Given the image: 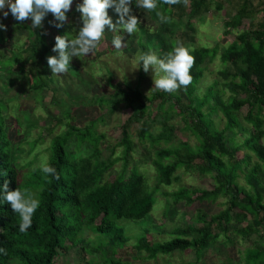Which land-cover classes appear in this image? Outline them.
<instances>
[{"label":"trees","instance_id":"obj_1","mask_svg":"<svg viewBox=\"0 0 264 264\" xmlns=\"http://www.w3.org/2000/svg\"><path fill=\"white\" fill-rule=\"evenodd\" d=\"M78 1L79 5L83 3ZM131 9L141 21L140 31L129 35L122 29L113 33L106 27L105 53L116 50L111 44L114 35H121L123 43L136 50L137 58L146 50H156L158 45L164 47L165 41L168 42L165 47L171 51L180 41L192 49L190 54L195 58L190 70L191 84L171 93L155 88L142 94L139 88L145 72L142 63L138 64V82L134 86L114 79L105 69L109 92L94 94L93 106L108 114L120 105L129 111L119 126L118 140L106 157L99 146L104 135L97 131L102 115L84 126L77 125L76 115L69 110L61 112L59 117L52 116L59 125L64 121L65 128L53 135L39 152L42 136L28 140L21 135V128L30 119L23 111L24 106L12 103L16 115L9 118L0 99V249L3 250L0 264H56L60 252L71 248L78 249L80 259L89 256L85 264H130L118 255L127 251L135 261L184 251L199 259L205 250L218 252V246L232 247L230 234L240 239L243 248L236 249V260L228 255L221 264H233V261L264 264V184L260 174L264 170V18L262 23L252 22L256 13L264 12V2L254 5L252 0H188L187 6L183 2L169 6L158 0L156 11L169 17L170 23L161 22L156 11L137 7L135 0ZM212 10H224L227 15L222 22L226 29L222 34L233 32V39L225 46L197 45L195 22H202ZM6 11L9 15L0 22L6 26V30L0 29V71L6 76L18 74L17 77L25 78L35 103L46 112L43 101L52 83L47 58L58 56L52 51L57 35L74 38L78 33L82 27L80 12L76 8L66 14L80 20L76 29L67 23L56 27L58 21L51 13L41 27L33 29L30 19L19 22L8 8ZM108 14L113 23L119 19L114 8H109ZM243 20L248 23L239 30ZM21 31L25 32L24 38L11 43V39H16L13 34ZM172 32H175L173 37L166 39ZM165 47L155 51L157 55L168 52ZM90 56L72 57L67 73L78 77L77 61L90 70L87 63L93 62L97 53ZM215 59L217 79L204 86L199 94L198 88L208 73L206 65ZM168 115L179 117L180 125H169L164 118ZM11 121L15 128L9 130ZM155 125L159 126L158 132L153 131ZM46 129L48 134L53 131L52 127ZM174 130L188 132L194 143L172 142ZM135 143L147 144L151 150L153 185L140 165H131L136 154ZM19 153L27 158L20 165ZM39 158L41 163L34 166ZM45 162L56 168L59 179L45 177L40 167ZM117 163L119 168L113 170ZM23 169L30 171L23 176L20 174ZM178 171L206 176L212 188L177 186L167 191L179 181ZM5 181L9 190L29 189L40 201L32 227L25 233L19 231V215L3 199ZM161 186L167 189L163 195L173 207L189 208L195 202L214 204L221 198L219 205L223 209L209 216L196 210L195 227H175L162 242L138 240V235L132 239L128 234L131 231L116 222L145 218L154 205L153 194ZM246 217L250 223L239 226ZM148 231L144 227L140 237ZM131 240L135 244L129 245ZM138 251L144 255L135 256Z\"/></svg>","mask_w":264,"mask_h":264},{"label":"rangeland","instance_id":"obj_2","mask_svg":"<svg viewBox=\"0 0 264 264\" xmlns=\"http://www.w3.org/2000/svg\"><path fill=\"white\" fill-rule=\"evenodd\" d=\"M264 2V0H252L254 5ZM79 5L78 0H73L70 10L73 11ZM7 7L4 10H0V22L3 15L2 12L6 11ZM81 17V13L79 14ZM67 24L73 26L76 29L80 23V20L73 15L67 17ZM227 15L224 13V10L221 11H211L204 16L202 22H195V31L197 37V45L204 44L212 46L214 43H219L220 46H225L230 43L233 39V32L229 35L224 36L222 33L226 29L223 28L222 22L225 21ZM264 18V12H258L252 18L253 24L262 23ZM248 20H243L239 30L246 28ZM9 24L7 23V26ZM175 32L166 35L168 37H173ZM16 36V39H11V43L16 40H22L25 36V32H15L13 34ZM164 38V39H165ZM127 41L124 39V42ZM165 41V40H164ZM126 43V42H125ZM167 41L163 42L164 47L167 45ZM158 44V43H157ZM186 45V44H185ZM195 45V44H194ZM7 47V45L5 46ZM163 45H158L156 50L153 51L160 52L163 50ZM3 49V48H2ZM168 51L167 47H165ZM149 50H146L148 52ZM97 56L91 61L89 66L90 70L84 68L82 62L77 63L80 65L78 71V77H74L68 73L65 74H53L50 67L47 71L50 73L52 78V83L49 84V91L46 92L43 105L47 108L46 112L42 111L39 106L35 103L33 94L28 89V84L25 81V78L22 79L15 76H6L2 71H0V99L6 105V115L9 118H13L16 115L12 103H18L24 106L23 111L30 116V119L27 120V125L21 128V135L23 138H28V140H34L38 135L43 137V140L38 146V151L47 146L49 139L56 135L58 132L64 130V121L62 124H57L52 116L59 117L60 113L63 111H71L76 115V121L78 126H84L89 120H93L98 116H103V121L99 122L97 125L98 133H103L104 138L100 141V149L102 156L106 157L110 153V149L115 145L119 137V126L123 123L128 115V110L123 106H119L113 113H105V111H100L99 108L93 106L92 98L94 94H106L109 92V89L106 86V75L105 69H107L113 76L114 79L127 82L130 85L134 86L138 82V58L136 50H132L130 45L127 48H122V50H112L111 53H105V43L102 41L99 50L96 52ZM88 57L91 58L90 54ZM86 64V66H87ZM208 73H206L203 84L198 88V93L202 92L204 86L210 84L213 80L217 79L216 72L218 69V61L215 59L212 63L206 65ZM10 78L11 80H9ZM154 71L150 68L148 72H144V77L139 82V88L142 94H147L149 91L155 89L154 79H156ZM9 80L10 83H7ZM54 91V92H53ZM54 97V100L52 99ZM167 120V123L172 126L180 125L178 123L179 117L175 115L164 116ZM21 118V122H22ZM24 122V121H23ZM25 124V122H24ZM221 124L219 123L218 126ZM38 127V128H37ZM47 127H52L53 131L51 134L47 133ZM15 128L13 122L11 121L9 130ZM154 132L159 131V126L155 125L153 127ZM240 139H238L239 141ZM172 142H181L186 141L190 145L194 143L193 137L186 131L174 130L172 133ZM264 144V139L262 140ZM136 154L133 155L132 164L140 165V170H145V175L148 178L150 185L154 184V172L152 167L149 165L151 160V150L148 148L147 144L139 145L136 144ZM25 147V145L20 148ZM116 153L118 152L117 148L115 149ZM36 152V151H35ZM84 152V151H82ZM19 165L26 162L27 158L24 159V153H19ZM31 158V157H29ZM254 158L252 159V161ZM42 158H39V161H35L34 166H39ZM119 168V163L113 166V170ZM30 170L23 169L20 172L21 175H26ZM179 172V171H178ZM262 183L264 184V170H261ZM21 180V177L19 175ZM22 181V180H21ZM242 181H240V184ZM177 186H183L187 188H197L203 190H209L212 188V183L210 179L206 176H201L194 171H189L188 173L179 172V181L177 184L170 186V189L167 190L164 187H159L158 190L153 194L154 205L151 209V212L143 219L135 222H128L123 220H118L116 223L121 225L126 231H131L128 234H131V238L134 239L137 235V239H146L149 242H162L169 238L168 232H170L175 227H195L193 217L195 211L200 209L202 212L206 213L208 216L216 213L219 210L223 209V206L219 205L222 202V199L219 198L215 201L214 204L204 203L198 205L196 202L193 203L189 208H183L182 206L173 207L167 199L164 197L163 193L165 191L174 190ZM250 223V218L246 217L244 221L239 224V226H244ZM153 225V226H152ZM152 226V227H151ZM148 228L149 231L146 235L140 237V232L143 228ZM154 228V229H152ZM134 233V234H133ZM230 238L233 240V246H228L226 249L224 247L218 246L219 251L216 252L212 249L205 250L201 253L199 259H195L193 254L184 251L182 253L173 252L166 256H157L154 260H132L130 251L126 253L118 252V255H121L124 261L130 262V264H221L225 262V258L228 255L232 256L234 260L237 259L236 249L243 248L240 242V239L230 234ZM128 244H135L134 240L128 242ZM144 255L143 251H138L135 256L141 257ZM80 252L77 248H71L60 252L59 256L56 259V264H85V260L89 256H85L84 259H80ZM237 261H233V264H236Z\"/></svg>","mask_w":264,"mask_h":264},{"label":"clouds","instance_id":"obj_3","mask_svg":"<svg viewBox=\"0 0 264 264\" xmlns=\"http://www.w3.org/2000/svg\"><path fill=\"white\" fill-rule=\"evenodd\" d=\"M188 4V0H163L166 5ZM73 0H0V10L6 7L11 15L19 22L30 19L32 28L42 26L44 18L51 13L54 16L56 27H63L67 22V13L70 11ZM137 7L147 11H156L158 0H135ZM132 0H83V3L77 6V11L81 13L82 27L74 38L69 36L57 35L55 37V46L52 51L57 52L58 56H49L47 63L53 74H65L69 71L72 57H82L88 54L94 55L105 37L106 27L113 33L121 29L129 35L140 31L141 21L136 15L132 14ZM114 8L119 15L116 23L108 14V9ZM8 11H3L6 18ZM156 15L161 22L170 23L171 19L156 11ZM0 29L6 30V26L0 23ZM111 44L116 50L127 48L128 44L123 43L121 35H114ZM192 49L177 41L176 46L171 51L157 55L153 50L138 56V63H142L143 70L148 72L151 68L154 75L156 89L165 92L178 91L181 87H187L192 82L190 70L194 65L195 58L191 55ZM41 171L45 177L55 176L59 179L56 168L48 163L41 164ZM50 182V181H49ZM3 199L10 203L12 210L20 217L19 231L27 232L32 227V218L40 206L39 199L29 189L18 187L15 190H9L8 181L3 185ZM0 251H3L0 249Z\"/></svg>","mask_w":264,"mask_h":264}]
</instances>
